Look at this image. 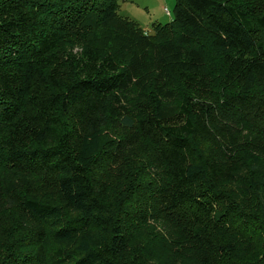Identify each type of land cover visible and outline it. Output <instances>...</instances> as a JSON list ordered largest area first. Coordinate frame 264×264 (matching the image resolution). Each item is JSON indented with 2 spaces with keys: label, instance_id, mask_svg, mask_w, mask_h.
Masks as SVG:
<instances>
[{
  "label": "trees",
  "instance_id": "trees-1",
  "mask_svg": "<svg viewBox=\"0 0 264 264\" xmlns=\"http://www.w3.org/2000/svg\"><path fill=\"white\" fill-rule=\"evenodd\" d=\"M119 1L0 0V264H264V0Z\"/></svg>",
  "mask_w": 264,
  "mask_h": 264
},
{
  "label": "rangeland",
  "instance_id": "rangeland-1",
  "mask_svg": "<svg viewBox=\"0 0 264 264\" xmlns=\"http://www.w3.org/2000/svg\"><path fill=\"white\" fill-rule=\"evenodd\" d=\"M174 5L175 0H120L118 14L137 24L148 35L152 34L154 23L165 25L172 21ZM159 226L158 229L166 234L171 232L168 227Z\"/></svg>",
  "mask_w": 264,
  "mask_h": 264
}]
</instances>
